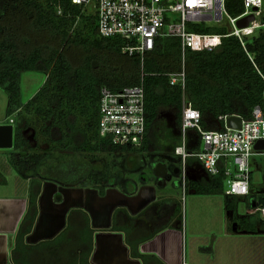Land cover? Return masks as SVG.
Returning a JSON list of instances; mask_svg holds the SVG:
<instances>
[{
    "label": "trees",
    "instance_id": "1",
    "mask_svg": "<svg viewBox=\"0 0 264 264\" xmlns=\"http://www.w3.org/2000/svg\"><path fill=\"white\" fill-rule=\"evenodd\" d=\"M227 11L234 18L240 16L244 13L242 1L228 0ZM97 21L93 10L89 12L72 0H0V88L9 97L8 118L16 117L14 147L8 155L18 174L31 181L27 210L15 238V258L38 219L43 181L72 188L92 187L105 196L111 181L119 176L113 158L161 152L169 142L174 147L180 144V137H166L169 129L165 115H170L181 132L183 89L170 83V75L183 68L181 41L158 39L141 63L140 57L123 54L124 40L101 38ZM189 31L223 36L219 46L203 51L188 49L184 56L185 96L201 113L202 127L219 130L223 126L220 117L239 116L249 121L255 108L264 112V28L246 37L245 47L236 37H226L230 27L225 23L190 24ZM74 49L83 54L79 64H74L70 55ZM31 72H44L47 80L24 103L21 80L23 74ZM138 85L145 92L142 146L114 145L111 137L103 138L99 132L101 90L119 92ZM29 128L35 129L36 141L45 148L31 145L25 136ZM208 177L206 183L187 180L186 192L225 196L229 232L233 228L236 232H256L247 217L238 216L236 197L225 195V170L221 168L219 175ZM61 200V196L56 197L57 202ZM166 201L158 200L149 208L161 207ZM171 207L172 220L183 229L181 201L172 200ZM123 213L128 216L125 210L115 211L110 231H123L124 225L118 220ZM77 228L92 230L88 214L75 209L68 214L65 234ZM127 243L131 254L141 258L138 248L142 241L135 245L129 238ZM92 251V243L87 251L82 249L83 259Z\"/></svg>",
    "mask_w": 264,
    "mask_h": 264
},
{
    "label": "crops",
    "instance_id": "2",
    "mask_svg": "<svg viewBox=\"0 0 264 264\" xmlns=\"http://www.w3.org/2000/svg\"><path fill=\"white\" fill-rule=\"evenodd\" d=\"M189 136L193 140L194 132H189ZM0 160L7 170L2 172L0 169V175L7 177L5 183H0V264H216L218 250L222 249L223 252L230 248L234 253L242 244V234L255 236L258 228L264 230V221L259 215L247 214L257 218V224H254L256 232H236L235 228L229 232L227 209L214 211L210 226L203 221L205 215L194 209L192 220L186 216L184 221L183 216V229H179L171 218L172 200L180 201L178 188L188 194L185 190L187 180L200 183L209 181L201 165L189 159L185 171L183 163H179L181 171H176L182 176L181 180L177 178L180 185L171 186L165 180H159L158 185L149 181L139 185L129 179L122 180L125 185H117V178L111 181L105 196H100L98 190L92 187L72 188L43 181L38 219L33 231L26 237L25 247L19 249L15 258V238L27 210L31 181L17 173L9 155H0ZM124 160L132 163L134 158L130 155ZM262 170L264 172V165ZM252 184L253 176L250 195L247 196L248 210L262 198L254 193ZM57 196H61L60 202L56 201ZM162 199L168 201L161 207L149 208ZM75 209L88 214L92 230L77 228L65 234L68 214ZM119 209L125 210L128 216L124 213L119 216L118 220L124 225L123 231L113 232L110 231L113 215ZM155 234L154 238L147 240ZM129 238L135 245L142 241L138 248L141 258L131 254L127 243ZM91 243L92 254L83 259L85 252L82 249L87 251ZM228 254L230 258H236V254Z\"/></svg>",
    "mask_w": 264,
    "mask_h": 264
},
{
    "label": "built area",
    "instance_id": "3",
    "mask_svg": "<svg viewBox=\"0 0 264 264\" xmlns=\"http://www.w3.org/2000/svg\"><path fill=\"white\" fill-rule=\"evenodd\" d=\"M228 0H72V3L91 8L97 15L98 34L101 38L119 37L125 41L123 54L140 57L141 63L148 52L154 50L161 38H178L183 52V68L170 75L171 86L183 89L180 144L175 155L180 157L185 171L189 159L196 160L211 177L225 170L227 176L225 195L247 197L250 195L252 172L251 159L264 157V151H256L255 145L264 141V112L253 111L252 120L243 119L241 130L226 127L229 116L220 117L223 126L207 131L201 125V113L194 109L185 96V52L211 50L219 46L223 36L197 34L189 31V25H221L230 27L226 37H236L245 47L246 37L264 28L257 18L262 16L264 0H240L244 13L232 17L227 11ZM248 16L254 21L248 28L238 29L237 22ZM12 122V121H11ZM197 134L193 140L189 132ZM100 136L111 137L114 145L140 148L145 132V92L142 85L126 87L119 92L108 88L101 90ZM231 165L234 169H231ZM185 174V173H184ZM248 215H259L264 221V194ZM188 264V263H184Z\"/></svg>",
    "mask_w": 264,
    "mask_h": 264
},
{
    "label": "rangeland",
    "instance_id": "4",
    "mask_svg": "<svg viewBox=\"0 0 264 264\" xmlns=\"http://www.w3.org/2000/svg\"><path fill=\"white\" fill-rule=\"evenodd\" d=\"M88 11H92L91 8H88ZM262 16L257 18L259 23H264V3L262 9ZM70 55L74 61V64H79L82 58V53H80L77 49H74L70 52ZM47 80V74L44 72H31L23 74L21 80V92H22V101L27 103L31 100L36 93L40 90V88L44 85ZM8 104L9 97L7 93L0 88V125L5 124H13V121L16 117L8 118ZM167 122L168 134L166 137H180V132L174 127L173 119L170 115H165ZM12 121V122H11ZM26 138L30 141L31 145L35 148L39 147L45 148V145H41L36 141V131L35 129L29 128L25 131ZM165 148H163L164 153L160 152H137L132 155L134 161L132 163L124 160L123 157H116L113 160H117L118 166L116 171L118 172V181L117 185L123 184L124 179H129L134 184H143L145 181H149L150 183L157 184L159 180H165L170 183L171 186L180 185L179 180L182 179L181 173L176 174L177 170L182 169L181 165H179V158L175 155V148L173 143L165 144ZM10 150L0 151L1 156H7ZM172 153V154H171ZM129 155V156H130ZM128 156V157H129ZM1 163L3 165H1ZM112 165H114L112 163ZM264 165V157L256 156L251 159V172L253 176V190L256 195L260 197L264 194V172L262 167ZM163 167V170L160 169ZM234 167L231 165V169ZM0 169L2 172H6V168L4 166V162L0 160ZM166 171V173H165ZM18 173V172H17ZM162 176V177H161ZM161 177V178H160ZM7 177L4 174L0 175V183H5ZM117 180V179H116ZM178 182V183H177ZM125 185V183H124ZM180 187L178 188V197L182 203V212L184 216V221L186 220V216H189L192 220V215L194 217V209L199 210V212L205 215L203 219L204 223L208 226L212 225L214 211H222L226 208L228 203V199L222 195L211 196V198H206L208 196H204L205 198H201V195H196L194 193L188 192L182 193ZM236 203V212L239 217H247L253 224H257V218L255 216H248V198L238 197ZM261 227V226H258ZM261 232V233H259ZM242 244L239 245L237 251H233L230 248L222 249L219 251V258L216 259V264H264V230L263 228H258L257 233L252 236L241 235ZM250 239V240H249ZM249 242H251L249 244ZM236 254V258H230L229 254ZM217 258V257H216ZM214 261V260H213ZM212 261V262H213ZM220 261V263L218 262Z\"/></svg>",
    "mask_w": 264,
    "mask_h": 264
},
{
    "label": "water",
    "instance_id": "5",
    "mask_svg": "<svg viewBox=\"0 0 264 264\" xmlns=\"http://www.w3.org/2000/svg\"><path fill=\"white\" fill-rule=\"evenodd\" d=\"M254 21L253 16H248L237 22L238 29L248 28L250 23ZM243 118L239 116H231L226 120V127L233 130H241ZM15 126L13 124L0 125V150H12L14 147ZM256 151H264V141H260L255 145Z\"/></svg>",
    "mask_w": 264,
    "mask_h": 264
}]
</instances>
